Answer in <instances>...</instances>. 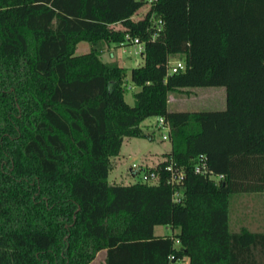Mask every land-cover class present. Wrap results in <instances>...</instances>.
Masks as SVG:
<instances>
[{
    "label": "trees",
    "instance_id": "obj_1",
    "mask_svg": "<svg viewBox=\"0 0 264 264\" xmlns=\"http://www.w3.org/2000/svg\"><path fill=\"white\" fill-rule=\"evenodd\" d=\"M144 2L0 0V172L28 209L16 225L0 221V264H89L100 249L103 264H167L170 253L188 264H264V229H229V195L264 192V0H224L217 47L204 50L187 44L184 6L150 0L132 18ZM125 35L142 42L131 104L125 68L101 60L98 46ZM80 40L89 48L74 53ZM173 55L184 68L167 73ZM205 84L224 85L223 109L167 110V90ZM150 115L168 125L157 181L108 182L109 157L124 136L150 137L139 125ZM199 155L219 180L193 171ZM168 163L182 169L178 185ZM156 224L172 233L154 234Z\"/></svg>",
    "mask_w": 264,
    "mask_h": 264
},
{
    "label": "rangeland",
    "instance_id": "obj_2",
    "mask_svg": "<svg viewBox=\"0 0 264 264\" xmlns=\"http://www.w3.org/2000/svg\"><path fill=\"white\" fill-rule=\"evenodd\" d=\"M144 5L137 11V15H141L150 0H144ZM140 12V13H138ZM116 25V24H114ZM106 42L99 41L98 46L104 48ZM124 55H126L129 64L134 66V59L139 57L137 45L130 40H125ZM89 43L80 40L76 43L74 53H81L82 50H88ZM171 62L175 59H171ZM183 61L182 59H180ZM216 62V61H215ZM184 63V61H183ZM125 68V67H124ZM221 65L216 62L214 70L219 71ZM128 72L125 68V76L123 79L124 99L131 104L133 98L131 96V82L128 80ZM186 86V85H185ZM203 90V89H201ZM188 105H193L189 103ZM155 115L148 116L142 125V131L149 133L148 136H125L117 155L109 157V169L107 181L117 184H126L134 181H141L138 175H130L128 165L131 161L139 163L140 167L148 168L155 164L156 159H160L161 152L165 151L168 146V139L160 137L161 130L155 127ZM3 127L0 118V131ZM23 189L13 187L7 177L0 172V221L5 225H16L21 222V217L26 215L27 206L24 202ZM40 219V213L36 216ZM240 227H246L250 230L264 229V195L263 193H231L229 195V229L238 230ZM156 235H166L171 233V229L164 224H156L153 227ZM99 256H96L92 264H103L99 262ZM90 264V263H89Z\"/></svg>",
    "mask_w": 264,
    "mask_h": 264
},
{
    "label": "crops",
    "instance_id": "obj_3",
    "mask_svg": "<svg viewBox=\"0 0 264 264\" xmlns=\"http://www.w3.org/2000/svg\"><path fill=\"white\" fill-rule=\"evenodd\" d=\"M143 5H141L140 7H142ZM180 6H184V10H185L184 18L188 23V26L183 31V33L186 36V41L189 47L196 46L197 48H203V50L207 48L215 49L217 47V31L213 26V20L217 21V23H219L220 25H224V21H225L224 0H167L168 11L175 10ZM140 7L133 12V14L131 15L132 18H138L143 14L142 13L139 16L136 14L137 11L140 10ZM147 7L148 4L146 5V8ZM146 8H143L144 11L146 10ZM204 18H209L211 20L209 23L207 22L198 23V24L196 23L197 20ZM115 24L116 25L114 24L111 25L113 26L120 25L119 23H115ZM125 44H126L125 41L119 43H113V42L105 43L104 48L102 49L100 48L99 57L101 60L105 62H115L125 67L128 72V76H127L128 80L130 81L129 70L132 65L129 64L126 55H124ZM136 47H137V52L139 53V57L134 59L135 65L141 62V55H140L141 49L138 48V45ZM82 51L86 52L87 50L86 51L82 50ZM170 58L183 60V58H180L178 55H173ZM130 86L132 88V91L138 88L133 84H131ZM182 90L183 91L185 90L187 92H183ZM219 93H221V103H218V101L216 100V95H219ZM197 101H202L207 103L213 102V104L206 106L188 105L189 103H195ZM224 107H225V87L223 84L178 86L171 88L166 92V108L167 110L170 111L214 110V109H223ZM155 117L157 119V116ZM146 118L140 121L139 125L141 128ZM124 137L122 138V141ZM169 148H170V144L168 140V146L166 147L165 151L161 152V156H163V152L168 151ZM162 158L163 157H161L159 160H161ZM159 160L156 159L155 164ZM107 178H108V173H107ZM112 183H116V182L113 181ZM250 193H263L264 195V192H250ZM104 255H105L104 249L98 250L95 253L93 259L90 261V264H92L96 256H99L98 257L99 262L103 263Z\"/></svg>",
    "mask_w": 264,
    "mask_h": 264
},
{
    "label": "built area",
    "instance_id": "obj_4",
    "mask_svg": "<svg viewBox=\"0 0 264 264\" xmlns=\"http://www.w3.org/2000/svg\"><path fill=\"white\" fill-rule=\"evenodd\" d=\"M155 23H157V26H159L162 23V20L160 18H157ZM126 40H130L136 45H138L139 49H142V42L138 41L136 37L130 38L128 35H125ZM184 68V63L180 59H175L171 62L170 59L166 62V71L167 73H171L174 71H178ZM155 127H159L161 130L160 137L162 139H168V125L163 120L161 116H157V119L155 121ZM153 167H150L147 169V171L144 169V167H140L139 163L135 161H131L128 165V172L130 175H138L139 178H141V181L149 182V183H155L158 179L157 173L153 170ZM165 169L168 170L169 174L167 177V182H169L171 185H175L180 182L182 178V169L179 167H174L171 163H168L165 166ZM193 171L197 173L205 174L207 177L217 181L219 180L223 174L222 173H215L211 169H209L206 166L205 159L203 155H199L197 158V161L193 164ZM182 194L181 187L174 188L172 192V199L174 201H180ZM172 233V232H171ZM171 236V235H170ZM172 238V245L175 249L180 248V241L177 237ZM167 264H188V256L185 253H181L180 255H175L174 253H170L168 255V263Z\"/></svg>",
    "mask_w": 264,
    "mask_h": 264
}]
</instances>
